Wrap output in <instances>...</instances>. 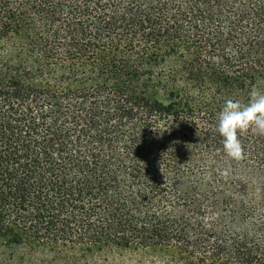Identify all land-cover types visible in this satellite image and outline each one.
<instances>
[{
	"label": "trees",
	"instance_id": "trees-1",
	"mask_svg": "<svg viewBox=\"0 0 264 264\" xmlns=\"http://www.w3.org/2000/svg\"><path fill=\"white\" fill-rule=\"evenodd\" d=\"M264 0H0V264H264Z\"/></svg>",
	"mask_w": 264,
	"mask_h": 264
},
{
	"label": "clouds",
	"instance_id": "clouds-1",
	"mask_svg": "<svg viewBox=\"0 0 264 264\" xmlns=\"http://www.w3.org/2000/svg\"><path fill=\"white\" fill-rule=\"evenodd\" d=\"M251 129L264 136V91L253 86L246 102L226 98L217 113L213 130L221 137L223 153L231 159L242 156V144L238 133Z\"/></svg>",
	"mask_w": 264,
	"mask_h": 264
},
{
	"label": "rangeland",
	"instance_id": "rangeland-1",
	"mask_svg": "<svg viewBox=\"0 0 264 264\" xmlns=\"http://www.w3.org/2000/svg\"><path fill=\"white\" fill-rule=\"evenodd\" d=\"M1 250L2 249H0V251ZM1 252H0V262L4 261L6 259L5 258L6 253L2 254ZM111 260H113V263H115V264H161L157 260L154 261L153 259H151L149 257H146V258L144 257L142 259H139L133 255H130V256L125 255L123 257L116 256Z\"/></svg>",
	"mask_w": 264,
	"mask_h": 264
}]
</instances>
